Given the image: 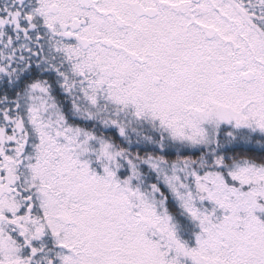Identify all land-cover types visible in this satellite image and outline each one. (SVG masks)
Wrapping results in <instances>:
<instances>
[{
  "label": "snow or ice",
  "instance_id": "snow-or-ice-1",
  "mask_svg": "<svg viewBox=\"0 0 264 264\" xmlns=\"http://www.w3.org/2000/svg\"><path fill=\"white\" fill-rule=\"evenodd\" d=\"M0 264H264V0H0Z\"/></svg>",
  "mask_w": 264,
  "mask_h": 264
}]
</instances>
